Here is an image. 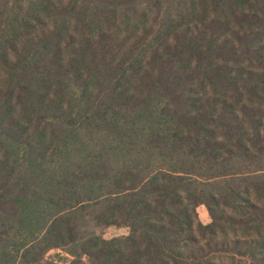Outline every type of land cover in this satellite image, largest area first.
I'll use <instances>...</instances> for the list:
<instances>
[{
	"label": "trees",
	"instance_id": "obj_1",
	"mask_svg": "<svg viewBox=\"0 0 264 264\" xmlns=\"http://www.w3.org/2000/svg\"><path fill=\"white\" fill-rule=\"evenodd\" d=\"M0 264H264V0H0Z\"/></svg>",
	"mask_w": 264,
	"mask_h": 264
},
{
	"label": "rangeland",
	"instance_id": "obj_2",
	"mask_svg": "<svg viewBox=\"0 0 264 264\" xmlns=\"http://www.w3.org/2000/svg\"><path fill=\"white\" fill-rule=\"evenodd\" d=\"M198 213H199V217L200 219L204 222V223H208L211 221V218H210V215H209V212L207 210V208L202 205V206H199L198 207ZM129 233V229L126 228V227H119V226H110L108 228H106L104 231H103V236L105 238H113V237H116V236H121V235H127ZM51 254L50 255H55L57 253V251H51L50 252ZM62 254L65 255L64 252H60Z\"/></svg>",
	"mask_w": 264,
	"mask_h": 264
}]
</instances>
